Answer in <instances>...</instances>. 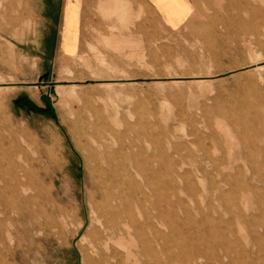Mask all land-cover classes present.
Listing matches in <instances>:
<instances>
[{
	"label": "rangeland",
	"instance_id": "374dc122",
	"mask_svg": "<svg viewBox=\"0 0 264 264\" xmlns=\"http://www.w3.org/2000/svg\"><path fill=\"white\" fill-rule=\"evenodd\" d=\"M101 1L81 0L78 36L72 0H0V156L34 179L29 207L0 206V264H103L86 131L104 125L142 164L115 264H154L142 229L158 264H264V0H199L177 29Z\"/></svg>",
	"mask_w": 264,
	"mask_h": 264
},
{
	"label": "bare ground",
	"instance_id": "6f19581e",
	"mask_svg": "<svg viewBox=\"0 0 264 264\" xmlns=\"http://www.w3.org/2000/svg\"><path fill=\"white\" fill-rule=\"evenodd\" d=\"M106 5H109V4H106ZM106 5L103 4L102 6L104 8H106ZM117 9L121 10V7L116 6V7L111 8V10H117ZM86 132H87L86 134L88 135V137L91 140V143L95 146V149L97 150V153L99 155V162H97V167H96V171H97L98 175L93 180L95 190H96L94 192L93 196L94 197L99 196L102 199L101 202H95V204H93V211H92L93 212V220H95L96 224H94V223L91 224V227H92L91 245L96 249V251L102 257L103 264H115V262H116L115 260H116L117 255H118L117 254L118 253L117 248L120 246L122 247V245L124 246V243H122L120 240H114V239H116L117 237L123 238V237H127V236H128L127 239H129L130 238L129 235L131 234V232L133 230H135V223H136V221H138V219L136 218L135 213H134L135 211H133L134 207L130 203V200H131L130 195L134 194V193L133 194L131 193V190L133 189L132 186L135 187V184L132 185L133 184V176H134V174H136L137 176L142 175V171L140 169L142 164L138 161L137 157L134 154V150H135V147L138 146V142L131 139L130 137H129L130 140L120 139L118 132L114 131L113 128H111L110 126H106V125L102 126L101 128H98L94 131H91V132L86 131ZM150 146H148V148ZM6 149L7 148L5 147V145L3 143H0V153L2 156L5 155L4 153H5ZM150 150H151V148L149 149V151ZM153 153L155 154V151ZM141 155H143V154L141 153ZM149 155H152V154H149ZM2 161H4V160H2V157L0 156V206H2V207H29L30 202L32 200H34V198H33L34 196L32 197V196L27 194V193H29L28 192V186L30 184L34 183V182L32 183V181L34 179L33 180L29 179L30 175L28 174L27 171H25L26 169L23 172V169L21 167L19 168V172L17 174H13V168L17 167V166L14 167L13 157L9 156L7 158V160L4 161L7 163V166H3ZM145 162H146L147 168L149 170H151L153 173L154 167L152 166V164H151L152 162L150 161V159L145 160ZM21 170H22V173L20 172ZM30 173H32V172H30ZM35 176L36 177H34V176L33 177L36 179L35 180L36 183L40 184V182H41L40 175L36 174ZM26 177H29L28 180L24 179ZM30 180H32V181H30ZM43 182L44 181H42V183ZM42 183L40 185H44ZM34 185H36V184H34ZM32 187H34V186H32ZM43 187H45V186H42V188ZM30 189H33V188H30ZM133 190H135V189H133ZM26 191H27V193H26ZM34 191H36V190H34ZM38 191H39V194L42 193L41 187L38 189ZM44 191H46V190H44ZM136 192H137V189H136ZM141 192H142V190H141ZM144 194H145V192H144ZM40 200H42V199H40ZM52 200H53V198H52ZM54 201H55V198H54ZM33 202H35V201H33ZM137 204H140V203H137ZM39 205H41V203ZM59 206H61V205H59ZM142 208H141V210H142ZM60 210H61L62 219L64 220L65 223L70 219V217L74 216L76 213L75 211H69L67 208H60ZM137 214L139 215V213H137ZM143 214H145V212ZM146 218H148V217L146 216ZM34 219H36V218H34ZM51 221H52V219H51ZM12 222H14V221H12ZM12 224L14 225V223H12ZM83 225H84V222L82 220L78 223V225L76 227L77 228L76 232ZM140 226H141V228L145 227L143 223ZM50 227H51V225H50ZM152 227H154V226H152ZM145 228H147V226ZM152 229H155V228H152ZM138 230H139V228H138ZM147 230H149V229L147 228ZM138 233H140L139 236L141 237L140 243L143 244L144 249L152 256V260L155 261L154 264H158L157 251H156L155 244H154V241H156L155 240L156 237L152 238L150 236L151 231H149V235H146V232H144L143 229L141 230V232H138ZM134 234H137V232ZM151 235H152V233H151ZM136 240H138V239L136 238ZM131 241H132V239H131ZM139 241L140 240H138V242ZM134 244H135V242H134ZM101 245L104 246L105 250L101 249ZM123 250H125V249H123ZM127 253H128V251H127ZM15 254H16V252H15ZM133 255H134V253H133ZM118 257H119V255H118ZM120 259H121V256H120ZM135 260H137V258ZM125 262H127V261H125ZM99 263L102 264L101 261H99ZM147 264H149V263H147ZM220 264H223V263L220 262Z\"/></svg>",
	"mask_w": 264,
	"mask_h": 264
},
{
	"label": "crops",
	"instance_id": "0c3cea01",
	"mask_svg": "<svg viewBox=\"0 0 264 264\" xmlns=\"http://www.w3.org/2000/svg\"><path fill=\"white\" fill-rule=\"evenodd\" d=\"M108 1L112 2L113 0H102L101 2L105 4L106 2L109 3ZM198 1L199 0H118V3L120 5H130L131 13L133 15L140 14L141 20L161 19L170 28L177 29L182 27L187 21L191 19V17L196 11V3ZM81 3V0H72L73 15L71 29L73 33H76L77 30L78 36L81 34V21L86 20V17L84 16L83 12L80 11ZM76 5H78L77 14L74 11V7ZM63 49L66 50V47H64ZM78 49L80 50L79 40ZM72 51H76V43H73Z\"/></svg>",
	"mask_w": 264,
	"mask_h": 264
},
{
	"label": "water",
	"instance_id": "95a60500",
	"mask_svg": "<svg viewBox=\"0 0 264 264\" xmlns=\"http://www.w3.org/2000/svg\"><path fill=\"white\" fill-rule=\"evenodd\" d=\"M42 100H43V101H46V102H48V103H50L49 96H47V95H43V96H42Z\"/></svg>",
	"mask_w": 264,
	"mask_h": 264
},
{
	"label": "trees",
	"instance_id": "16d2710c",
	"mask_svg": "<svg viewBox=\"0 0 264 264\" xmlns=\"http://www.w3.org/2000/svg\"><path fill=\"white\" fill-rule=\"evenodd\" d=\"M51 109V107H48V108H46V109H44L45 111H48V110H50Z\"/></svg>",
	"mask_w": 264,
	"mask_h": 264
}]
</instances>
